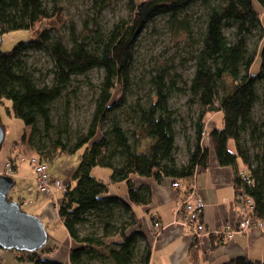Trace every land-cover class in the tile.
I'll list each match as a JSON object with an SVG mask.
<instances>
[{
  "label": "trees",
  "instance_id": "trees-1",
  "mask_svg": "<svg viewBox=\"0 0 264 264\" xmlns=\"http://www.w3.org/2000/svg\"><path fill=\"white\" fill-rule=\"evenodd\" d=\"M52 1L50 8L45 0H0L2 37L17 30L30 33L29 40L17 42L11 50L0 47V103L10 100L12 115L32 128L30 136L25 133L22 141L28 142L41 160L47 162L39 153L51 159L57 152L71 155L83 150L73 182L64 183L58 206L59 216L75 243L70 249V264H132L136 258L141 264H150L151 241L140 230L134 206L150 203L151 188L137 185L136 179L161 182L170 177L184 182L188 193L193 177L209 167L211 149L221 166L235 168L236 186H240L239 170L246 167L253 180L246 191L255 201V213L264 219V166L255 161L260 159L259 142H264V119L257 122L252 116L255 104L260 99L264 102V0H128L130 18L120 19L107 32L95 29L93 33L79 34L72 23L69 45L51 33L55 25L46 27L51 21L59 25L64 21L62 0ZM198 2L206 11L204 28L195 41L192 23L184 14ZM101 3L102 8L107 5L106 0ZM159 15L167 17L173 36L185 35L196 46L192 56L195 71L186 88L201 110L192 122L196 137L194 142L188 141L185 164H178L175 157L176 119L169 103L175 84L169 81L170 72L164 69L153 76L154 95L148 104H126L137 38ZM226 27L234 28L232 38L226 35ZM255 31L261 45L250 49L248 36ZM31 50L44 51L50 58L52 85L40 83L36 69L29 65L27 54ZM259 55L260 67L254 72ZM93 68L104 71L96 108L86 131H78L73 140L67 119L54 123L51 105L63 95L74 74ZM119 91L121 95L115 96ZM208 114L221 115V128L207 127ZM121 117L133 122L134 128L125 127ZM246 134L255 143L253 157L242 143ZM148 139L152 143L147 152H140L139 146ZM16 167L13 164L14 174ZM97 167L110 168L111 174L108 178L96 176L93 170ZM122 182L127 196L112 195L111 185ZM19 202L22 206L23 201ZM118 208L127 213L120 221L115 220ZM98 223L102 231L96 230ZM85 225L94 229L83 233ZM141 238L145 240L142 249L138 246ZM198 241L195 238L194 245ZM53 249L46 243L37 251L20 253L31 264H63L49 258ZM196 255L193 251L194 263ZM222 264L264 262L239 257Z\"/></svg>",
  "mask_w": 264,
  "mask_h": 264
},
{
  "label": "rangeland",
  "instance_id": "rangeland-1",
  "mask_svg": "<svg viewBox=\"0 0 264 264\" xmlns=\"http://www.w3.org/2000/svg\"><path fill=\"white\" fill-rule=\"evenodd\" d=\"M46 4L52 8L53 1L45 0ZM141 1V0H138ZM107 5L102 8L101 0H62L61 4L64 6V21L62 25H59L55 21H51L49 25L54 26L52 28V34L60 36L63 41L69 45L70 25L75 24L76 30L79 34L93 33L95 29H100L102 32L109 31L112 26L122 18H130L131 12L128 6V0H106ZM206 8L200 2L193 4L184 14L188 17L192 23L193 31L195 34V41H198L201 29L204 28V13ZM262 22L264 24V12L262 13ZM234 28H225V33L228 37H233ZM259 33L254 32L248 36V46L250 49H258L261 45V40L258 37ZM30 33L26 30H17L5 33L3 35V42L1 49L3 51L11 50L14 45L19 41L29 40ZM195 43L188 39L185 35L179 37L173 36L168 27L167 17L165 15H159L153 21H150L139 33L135 44V60L132 65L130 74V85L126 90V104L127 106H134L138 102L148 104L154 95V89L152 85L153 76L160 70H168L170 72L169 81H174V88H172L171 97L169 99L170 106L175 111L176 119V150L175 157L178 164H185L188 161L189 148L188 141L194 142L196 137V130L193 121H196L197 116L201 110V107L192 101L191 94L186 88L190 84V80L193 77L195 71V62L192 56L195 54ZM27 61L32 69H36L37 76L41 79L40 83L52 85L53 74L52 62L48 55L44 51L31 50L28 52ZM261 63L260 55L257 57L253 66V71L259 70ZM179 75V76H176ZM104 71L101 68H93L85 73H76L72 76L71 81L68 83L63 91V95L58 98L52 105V117L55 124H58L61 120H68L69 128L71 129L70 135L74 140L78 131L85 132L89 125L90 120L93 117L94 110L96 108V99L99 94V86L103 80ZM180 88L184 90H180ZM177 89V90H176ZM121 91L115 94L120 96ZM223 94L221 90L220 95ZM12 102L8 99H4L0 103V131L2 137H0V163L9 161L7 158L10 147L17 140H20L19 147L26 156H34L37 154L35 150H32L28 142H23L22 137L25 133H30L32 128L24 124V122L10 112ZM121 115L120 113H118ZM122 116V115H121ZM210 118L207 121V127L209 129L222 126L221 115L217 114L212 116L208 114ZM252 116L255 121L260 122L264 119V102L260 99L254 106ZM122 123L127 128H134L133 122L125 121L121 117ZM53 137L55 135L53 134ZM47 143V142H46ZM152 143V140L148 139L139 146V151L142 153L147 152L148 147ZM243 144L249 150L252 157L255 153V143L246 134L243 135ZM259 155L260 159L255 161H261L264 166V142L261 141ZM19 144V143H18ZM26 145L27 150L23 148ZM17 145V144H16ZM15 145V146H16ZM14 146V147H15ZM50 146V143H47ZM32 153L28 151L29 148ZM14 149V148H13ZM12 149V152H13ZM48 149V148H47ZM82 149L71 155H60L56 153L48 159L44 153L42 155L48 163V171L56 178L61 179L65 184L73 182L72 175L76 170L82 153ZM11 152V155H12ZM5 164V163H4ZM19 171L15 173L14 177L16 185L11 189L9 195L13 197L14 201L17 198L14 196V191L21 190L24 192L26 201L22 203V208L35 216L42 219L46 230L49 235L48 245L53 243L56 237L62 242L64 235H66V227L61 222L58 215V206L62 197V191H56V194H41L37 191V183L33 184L32 176L34 169L32 168L28 159L19 162ZM96 176L102 178H108L111 174V169L106 167H97L93 170ZM31 188L32 193H28V188ZM112 195H123L127 192L126 184L124 182L118 184H112L109 191ZM124 192V193H123ZM127 217V213L122 211L121 208L116 210L115 220L120 221ZM96 230H101V224L98 223L95 227ZM84 229V230H83ZM94 228L91 225H85L82 227L83 233H89ZM145 240L143 238L139 241V247H144ZM3 249V248H1ZM12 252H20L12 250ZM29 254V252H24ZM95 264H102V262H94ZM13 264H24L19 261ZM132 264H141L140 259L136 258Z\"/></svg>",
  "mask_w": 264,
  "mask_h": 264
},
{
  "label": "crops",
  "instance_id": "crops-1",
  "mask_svg": "<svg viewBox=\"0 0 264 264\" xmlns=\"http://www.w3.org/2000/svg\"><path fill=\"white\" fill-rule=\"evenodd\" d=\"M212 118L209 117V119ZM16 144L20 145V140L11 145L7 158L10 157ZM23 148L27 150L25 144ZM28 151L30 152L27 153H32L30 148ZM7 160L5 164L0 163V174H3ZM16 164V172H18L19 164ZM50 174L55 178L58 177ZM235 174L233 166H221L218 163L211 149L209 167L193 177L188 193L184 182L180 181V185L175 187L173 186L175 180L170 177L164 178L161 182L153 178L136 179L137 185L147 184L151 188L150 203L134 206L139 217L140 230L151 241L150 264H222L239 257L264 262V234L259 229L252 227L243 232L237 231L230 238L224 233L225 226L235 225L238 218L239 204L236 198L238 188L235 183ZM35 179L36 175L33 174L32 181L36 186ZM193 187L205 200L203 221L206 234L198 239L197 245H194L193 231L181 223V215L177 216V211ZM27 192L32 193L30 187ZM14 196L17 201H26L24 192L21 190L14 191ZM123 196L126 197V193ZM156 220L161 222L163 228L157 236H154L153 223ZM61 222L63 223L62 219ZM59 241L56 237L50 244L54 249L48 256L52 260L70 264V249L75 243L67 229L64 240L60 243ZM193 251L197 252L196 263L192 259ZM16 261L31 264L28 259L22 258L20 252L14 253L12 250L0 248V264H13Z\"/></svg>",
  "mask_w": 264,
  "mask_h": 264
},
{
  "label": "built area",
  "instance_id": "built-area-1",
  "mask_svg": "<svg viewBox=\"0 0 264 264\" xmlns=\"http://www.w3.org/2000/svg\"><path fill=\"white\" fill-rule=\"evenodd\" d=\"M29 160L33 165L36 174L37 190L41 194H52L57 190H64L65 184L59 179L51 176L48 171V163L41 160L37 155L26 156L22 152L19 145H16L12 152V157L5 165L3 174L14 175L12 166ZM238 177L240 178V186L237 185V202L239 204L238 218L235 225L227 224L224 228V233L228 238L232 237L237 231L243 232L247 229L255 227L264 234V219L257 216L255 213V201L251 195L246 191V186H250L253 182L251 176L248 174L246 167L239 170ZM179 181H174L173 186H179ZM205 208V200L200 195L196 188H192L187 198L183 201L181 207L177 211V216L181 215V223L189 227L193 231L194 238L200 239L206 234L205 223L203 221V213ZM153 235L157 236L163 225L160 221L153 223ZM219 232V231H216Z\"/></svg>",
  "mask_w": 264,
  "mask_h": 264
},
{
  "label": "water",
  "instance_id": "water-1",
  "mask_svg": "<svg viewBox=\"0 0 264 264\" xmlns=\"http://www.w3.org/2000/svg\"><path fill=\"white\" fill-rule=\"evenodd\" d=\"M2 42L0 32V47ZM14 186L12 175L0 174V248L20 252L37 251L48 242V232L41 218L26 212L19 201L9 198Z\"/></svg>",
  "mask_w": 264,
  "mask_h": 264
}]
</instances>
